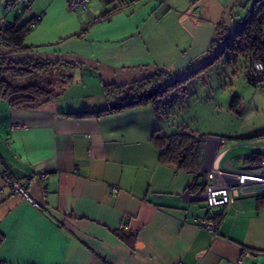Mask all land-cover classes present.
I'll list each match as a JSON object with an SVG mask.
<instances>
[{
    "label": "crops",
    "instance_id": "1",
    "mask_svg": "<svg viewBox=\"0 0 264 264\" xmlns=\"http://www.w3.org/2000/svg\"><path fill=\"white\" fill-rule=\"evenodd\" d=\"M6 1L0 0V19L8 33L28 29L26 52L80 56L109 70L164 67L174 75L201 62L232 2L91 0L83 11L70 10L67 0H28L18 14L4 11ZM254 1H243L233 19L244 22ZM216 4L223 6L218 23L211 20ZM236 54L208 67L205 80L212 83L218 74L234 87L239 70H232L240 58L250 64L249 80L253 55ZM60 71L72 79L42 106L16 109L0 97V185L6 195L0 200V264H264V195L217 209L213 233L199 227L194 219L209 211L203 178L194 183L190 172L160 160L151 138L171 128L151 103L78 116L138 102L149 94L138 86L153 72L103 75L77 64ZM256 85L257 124L214 127L213 136L233 145L220 166L264 157V84ZM235 96L234 114L253 105ZM4 173L40 208L3 186Z\"/></svg>",
    "mask_w": 264,
    "mask_h": 264
},
{
    "label": "trees",
    "instance_id": "2",
    "mask_svg": "<svg viewBox=\"0 0 264 264\" xmlns=\"http://www.w3.org/2000/svg\"><path fill=\"white\" fill-rule=\"evenodd\" d=\"M218 29L217 36L210 44L203 59L227 40L228 31H225L227 28L223 23L218 25ZM8 32L5 25L4 37L0 38V45L8 48L10 53L26 52L22 46V40L28 29L21 28L14 32ZM231 52L237 53L235 57L239 54H246V56L252 54L254 63L261 62L264 64V0L254 1L241 29L228 41L214 60L199 73L180 82L171 80L169 76L163 73H151L150 77L139 84L137 89L140 92V90L148 88L149 94L138 102L93 114L83 113L78 116H98L111 111H120L124 108L151 103L159 119L164 118L167 122L163 99L188 79L199 75L215 62L220 61L224 55L229 57ZM70 66H74V64L48 63L37 60H0V97L7 100L10 107L16 109H32L42 106L53 101L61 91V87L72 79V76L60 71L62 67ZM252 67L254 69V66ZM252 77L248 81L250 84L256 85L257 83ZM233 107L234 103H232L231 109ZM185 128L182 125L174 131L163 132L159 130L152 136L151 141L159 149V157L162 162L173 165L179 171L190 172L193 175L202 167L207 137L202 134L193 135L187 130L185 131Z\"/></svg>",
    "mask_w": 264,
    "mask_h": 264
},
{
    "label": "built area",
    "instance_id": "3",
    "mask_svg": "<svg viewBox=\"0 0 264 264\" xmlns=\"http://www.w3.org/2000/svg\"><path fill=\"white\" fill-rule=\"evenodd\" d=\"M91 0H67V7L74 10L79 7L83 11H87L88 4ZM29 6L28 0H7L5 2V12L14 11L18 14ZM40 17L36 19L39 21ZM31 22L28 27L31 28L35 22ZM6 22L0 19V38L4 37ZM243 25L242 20H234V30H240ZM254 74L252 79L256 83L264 84V64L255 62ZM22 126L14 125L12 129H22ZM231 145L227 140L220 138H208L205 155L209 152L213 157H217L219 162L230 150ZM218 147H224L218 151ZM209 165L208 168L202 167L199 171L193 173L194 183L199 177L203 178L201 196L208 208V215L197 217L194 222L201 228H204L209 233H213L216 223V210L219 208L233 209L235 200L241 197H249L254 195H264V157L255 164H244L239 167H234L229 162L225 166ZM2 185L9 188L13 194L21 195L25 198L33 208L39 209V204L33 202L25 188L18 182L12 180L5 173L2 175ZM116 192L115 189L112 190ZM6 198L5 193L0 185V200Z\"/></svg>",
    "mask_w": 264,
    "mask_h": 264
},
{
    "label": "rangeland",
    "instance_id": "4",
    "mask_svg": "<svg viewBox=\"0 0 264 264\" xmlns=\"http://www.w3.org/2000/svg\"><path fill=\"white\" fill-rule=\"evenodd\" d=\"M236 10L239 12L238 6L235 7L234 11ZM243 13L244 12H242V14ZM238 62L240 64L232 70H239L236 72V76L239 79L235 80L234 87L229 84L228 80L218 78L216 72L214 74L217 75L213 78L212 83L210 81L207 82V80H205V75L210 74V71L208 73L204 71L188 79L184 84L180 85L175 91L171 92L163 99L165 113L167 114V122L172 131L184 125L187 127L186 130L193 135L203 133L208 138H216L212 135L215 133V126H224L226 128L241 130L244 128H251L257 124L260 115L256 113L255 101L258 98L256 90L260 88L261 85H256L257 89H254V85H250L248 82L250 64H245L242 58H240ZM233 65L234 63L231 67ZM232 73L233 72L229 75L230 78ZM202 77H204V80ZM235 95L245 99L248 104L251 100L254 101L253 105L246 107L244 113L237 110V113L234 114L230 106H232V101L236 97ZM214 102L218 103L217 106L214 105ZM239 114L240 117H238ZM167 124L166 127L169 130ZM229 138L237 139L234 137ZM234 143L235 142H233V144ZM230 157L231 155L227 156V158Z\"/></svg>",
    "mask_w": 264,
    "mask_h": 264
},
{
    "label": "water",
    "instance_id": "5",
    "mask_svg": "<svg viewBox=\"0 0 264 264\" xmlns=\"http://www.w3.org/2000/svg\"><path fill=\"white\" fill-rule=\"evenodd\" d=\"M216 2V1H215ZM243 0H232V2L226 8L222 23L227 28L228 38L225 40L218 48H216L212 53H210L205 59H203L200 63L195 65L192 69L187 71L184 74L174 75L167 68L164 67H148L141 69H131V70H109L104 66L90 60L87 58H83L75 55H65V54H56V53H44L37 51H29V52H20V53H10L9 49L0 45V52L3 54L0 55V60H37L44 61L48 63H73L77 65L86 66L89 69L95 70L103 75H119V74H131V73H141V72H155V73H163L171 80L180 82L184 79L188 78L191 75H195L199 73L205 66L211 63L214 58L218 55V53L226 46L228 41L236 34L234 32V19L233 12L235 7L242 6ZM213 0H208L206 4H212ZM217 3V2H216ZM216 9L212 10V22L218 23L220 21V13H222L223 6H219L216 4ZM244 6V5H243ZM208 37V36H207ZM209 41V39L207 40ZM251 63H254V57H251Z\"/></svg>",
    "mask_w": 264,
    "mask_h": 264
},
{
    "label": "bare ground",
    "instance_id": "6",
    "mask_svg": "<svg viewBox=\"0 0 264 264\" xmlns=\"http://www.w3.org/2000/svg\"><path fill=\"white\" fill-rule=\"evenodd\" d=\"M234 32L236 33L237 31L234 30ZM205 157L209 160V165H217L219 162V159L217 157H213L211 154H209V152Z\"/></svg>",
    "mask_w": 264,
    "mask_h": 264
},
{
    "label": "flooded vegetation",
    "instance_id": "7",
    "mask_svg": "<svg viewBox=\"0 0 264 264\" xmlns=\"http://www.w3.org/2000/svg\"><path fill=\"white\" fill-rule=\"evenodd\" d=\"M243 22V21H242ZM244 23V22H243ZM242 27V26H241ZM241 29V28H240ZM239 31V30H238Z\"/></svg>",
    "mask_w": 264,
    "mask_h": 264
}]
</instances>
